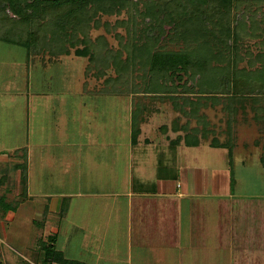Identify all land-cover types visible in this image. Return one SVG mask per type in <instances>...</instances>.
<instances>
[{"label": "rangeland", "instance_id": "obj_1", "mask_svg": "<svg viewBox=\"0 0 264 264\" xmlns=\"http://www.w3.org/2000/svg\"><path fill=\"white\" fill-rule=\"evenodd\" d=\"M137 17H135L137 25L134 26L133 19L125 12L120 15L102 16L101 24L106 22L113 27L118 21H123L127 22V27H117L112 33H107L104 26L89 31L91 40L96 42L102 38L109 50L119 52L120 60L124 64L128 63L127 69H116L109 63L104 76L101 77H96L94 68L87 70V58L76 57L73 50L68 56L49 59L44 55L28 56L25 49L0 43V89L4 87L7 89L9 81L13 83V79L14 81L17 79L19 84L22 78H18L23 74L22 67L29 79L34 78L31 86L42 94H36V100H40L43 106L38 113L32 112L33 114L31 105L29 106L30 122L36 120L35 124L45 126L42 134L39 130L36 137L44 136L48 141V144L42 147L46 161L35 160V166L28 162L31 179L28 181L27 195L20 194L14 200L2 199L3 196H0V254H5L6 261L11 259L12 262L15 260L22 264H29L28 261L40 263L42 255L39 253L41 251L36 238L46 242L49 236L58 233L59 238L61 236L62 238H58L54 246L57 245L58 249L63 247L65 257L77 260L79 263L76 264H126L125 250L121 247L122 239L126 235L122 218L108 224L105 221L109 216L104 212H102L104 216L89 215L94 214L93 205L88 206L89 203L72 211L65 218L57 217L53 212L49 215V220H45L42 232L38 230L41 224L36 225L34 220L40 221V215L49 201L48 197L52 196L54 202V193L72 191L79 187L85 192L102 193L110 186L107 180H112L110 175L113 174L115 177L116 174L114 170L109 174V160H116V155L119 158L126 156L122 152V147H127L126 143L130 138L127 135L128 125L131 124L132 113L137 110L140 111L138 121L139 128L144 131L143 137L152 141L156 147L163 145L162 132L167 130V135L173 141L184 142V137L194 134L192 131L196 130L200 142L209 143L213 137L225 142L230 132L242 141L243 137H252L258 147H264V102L260 104L262 112L257 119L251 102L246 101L244 108L236 113L235 123L230 124L231 127L228 128V114L218 103L222 98L215 97L214 105L213 102H207V105L198 108L196 115L189 116L188 112H191L189 107L182 106V100L178 99V96L170 97L171 99L163 97L166 89L168 92L175 89L174 92L181 94L195 92L193 89L198 92L201 88L198 84L202 82L196 80L194 85V79L186 81V77H183L182 80L177 78L169 80L161 75L150 74L143 65L145 64L143 60L142 63L137 56L130 57L135 50L134 45H140L142 40L139 33L137 36L133 34L135 28L139 27ZM117 34L122 38L121 43L116 37ZM255 43L258 42L252 40L244 42L242 49L246 50L248 47L257 54L259 49ZM48 60L58 65L43 64ZM37 61L42 63L37 64ZM239 67L247 68L246 60L241 62ZM184 88L186 90H183ZM188 88L190 91H187ZM183 94L182 96H186L183 98L190 100L204 96L203 93L198 96V93ZM173 102L179 103L187 114L175 110ZM54 124H61L59 129L56 127V133ZM162 124L166 126L158 130ZM204 133L207 139H204ZM87 136L92 138V144L88 143ZM80 139L86 146L78 143ZM20 154L23 155L20 151L15 152L12 157L18 161L17 159L22 157ZM13 170L12 162L9 164L8 161L0 162V195L12 191L16 185ZM245 183L247 184L237 185L236 191L244 189L250 194H264V175ZM3 204L9 207L4 208ZM13 211L18 212L16 215H7ZM76 225H82L84 229L78 230ZM105 225H108L107 229ZM260 227L264 231V225L261 224ZM20 235L23 238H19L20 242L17 243L15 236ZM102 236L106 241L100 248L99 255L96 248L101 241L97 239ZM258 254L256 255L253 250L251 253L245 252L239 258L234 257L233 264H264V245L260 247Z\"/></svg>", "mask_w": 264, "mask_h": 264}, {"label": "crops", "instance_id": "obj_2", "mask_svg": "<svg viewBox=\"0 0 264 264\" xmlns=\"http://www.w3.org/2000/svg\"><path fill=\"white\" fill-rule=\"evenodd\" d=\"M51 63L54 61L43 64ZM22 73L19 84L13 79L7 89H0V162H12L14 181H17L12 191L0 195L7 200H14L20 194L27 195L31 179L28 162L35 166V160L46 161L42 147L48 141L44 136L36 137L39 130L42 134L45 126L35 124L36 120L30 122L28 110L31 105V113L40 111L43 103L36 100V94L41 93L31 86L34 78L29 79L23 67ZM60 125L54 124V133ZM164 126L160 125L158 130ZM162 133L163 145L156 147L143 137L144 131L140 128L136 143L132 144L129 124L127 135L130 138L127 147H122L126 156L119 158L116 155V160H109V174L113 170L116 174L115 177L111 174L112 180H107L110 186L102 193L85 192L80 187L57 192L54 193V202L49 196L40 221L34 220L36 225L41 224L38 230L42 232L45 220H49L53 212L55 216L65 218L90 203L88 206L93 205L94 214L89 215L105 214L109 216L105 221L108 224L123 219L126 235L121 247L125 250L126 264H233L234 257L239 258L245 252L253 250L257 255L264 245V231L260 227L264 225V194H250L244 189L236 191V187L264 175V147H258L252 137H243L242 141L233 134L226 140L227 143L231 140V150L203 142L187 146L183 141H173L167 135L168 130ZM91 139L88 137L89 144H92ZM78 143L83 144L81 139ZM19 151L23 155L20 154L22 157L16 161L12 154ZM17 166L25 167V190L21 185L22 168ZM9 205L3 204L4 208ZM17 212L7 215H16ZM76 226L78 230L84 229L82 225ZM105 226L107 229L108 225ZM54 236L55 243L62 238L58 233ZM21 237L15 236L17 243ZM36 240L39 242L40 238ZM97 241H101L96 248L101 255L100 248L106 239L102 236ZM55 248L67 261L79 263L67 259L63 247L58 249L55 245ZM0 264L22 263L11 259L6 261L2 253Z\"/></svg>", "mask_w": 264, "mask_h": 264}, {"label": "trees", "instance_id": "obj_3", "mask_svg": "<svg viewBox=\"0 0 264 264\" xmlns=\"http://www.w3.org/2000/svg\"><path fill=\"white\" fill-rule=\"evenodd\" d=\"M122 12L133 19L134 26L135 17L139 18V27L135 31L133 28V34L139 33L142 40L140 45H134L130 57L143 60L148 73L169 80L194 79V85L196 80L202 82L198 92H188L204 94L195 96V100L183 98L186 96L182 94L188 93L174 92L175 89H166L163 97L178 96L182 106L189 107V116L196 115L207 102L214 105L215 97L222 98L218 103L228 114V128L246 101L251 102L259 119L260 104L264 102V0H0V42L21 47L28 56L44 55L49 59L68 56L73 50L76 57L87 58V70L94 68L96 77H101L109 63L116 69H127L128 63L120 60L119 52L109 50L102 38L91 40L89 31L100 26L107 33L115 32L117 27L126 28L127 22L123 21L113 27L100 22L102 16ZM116 37L121 43L122 38L118 34ZM251 40L258 42L257 54L248 47L242 49L243 43ZM244 60L248 67H239ZM173 103L175 110L187 114L179 103ZM139 112L131 115L132 144L140 133ZM192 132L184 137L187 146L200 143L196 130ZM231 143L213 137L209 145L231 150ZM25 182L24 167L23 190ZM55 239L52 235L46 242L39 240V264H76L56 250Z\"/></svg>", "mask_w": 264, "mask_h": 264}, {"label": "built area", "instance_id": "obj_4", "mask_svg": "<svg viewBox=\"0 0 264 264\" xmlns=\"http://www.w3.org/2000/svg\"><path fill=\"white\" fill-rule=\"evenodd\" d=\"M29 264H39V263H35V262H30Z\"/></svg>", "mask_w": 264, "mask_h": 264}]
</instances>
